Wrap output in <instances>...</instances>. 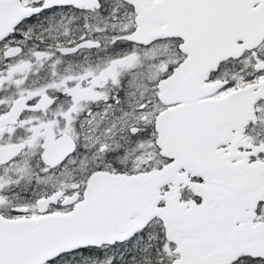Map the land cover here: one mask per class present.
<instances>
[{
	"label": "snow or ice",
	"instance_id": "6c2138e0",
	"mask_svg": "<svg viewBox=\"0 0 264 264\" xmlns=\"http://www.w3.org/2000/svg\"><path fill=\"white\" fill-rule=\"evenodd\" d=\"M0 264H264V0H0Z\"/></svg>",
	"mask_w": 264,
	"mask_h": 264
}]
</instances>
